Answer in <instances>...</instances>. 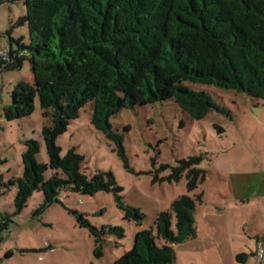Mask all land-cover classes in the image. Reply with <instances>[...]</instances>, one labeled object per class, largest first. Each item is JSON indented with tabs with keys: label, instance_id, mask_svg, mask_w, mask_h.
<instances>
[{
	"label": "trees",
	"instance_id": "1",
	"mask_svg": "<svg viewBox=\"0 0 264 264\" xmlns=\"http://www.w3.org/2000/svg\"><path fill=\"white\" fill-rule=\"evenodd\" d=\"M23 1L26 12L14 25H27L29 42L13 38L9 30L10 60L1 62L0 69L19 68L28 61L34 82L15 84L4 116L16 120L31 115L38 98L43 115H51V124L41 131L47 163L37 160V140L25 142L23 175L11 180L18 187V211L35 191L44 196L36 213L63 203L61 195L67 190L83 194L111 191L124 218L143 220L139 208L124 202V188L111 171L89 176L81 170L84 156L75 148L61 155L57 138L85 105L92 104L91 123L115 144L128 167L124 137L111 122L124 108L170 100L195 119L219 109L207 90L193 84L264 100V0ZM198 160H180L166 179L177 182L186 174L187 188L193 190L205 178L204 170L196 166ZM48 169L53 174L46 179ZM197 201H202L200 195L175 198L157 214L156 233L153 228L137 231L132 247L110 264H173V244L197 236ZM74 214L96 244L108 232L124 236L120 226L99 228L84 213ZM94 253L100 257L102 247L97 246ZM248 257L237 255L240 261Z\"/></svg>",
	"mask_w": 264,
	"mask_h": 264
},
{
	"label": "rangeland",
	"instance_id": "2",
	"mask_svg": "<svg viewBox=\"0 0 264 264\" xmlns=\"http://www.w3.org/2000/svg\"><path fill=\"white\" fill-rule=\"evenodd\" d=\"M25 12L23 0H0L1 49L9 30L13 38L29 42L27 25H14ZM19 80L34 82L28 61L19 68L0 69V264H110L132 247L137 231L153 228L156 233L157 214L182 194L201 196L202 201L196 203L197 228H217L218 242L228 231L241 230L244 222L247 231L264 222V100L203 84L192 86L207 90L219 109L201 119L191 117L170 100L124 108L111 117L114 128L124 137L128 167L115 144L91 123L92 104L85 105L57 138L62 156L70 148L84 156L81 170L87 175L111 171L124 188V202L139 208L145 215L143 220L124 218L111 191L83 194L67 190L61 195L63 203H53L41 213L36 212L44 196L35 191L18 211V187L11 180L23 175L25 142L37 140V160L47 163L41 131L45 124H51V115H43L38 98L31 115L5 118L4 107L11 103ZM190 157L199 159L196 166L205 173L193 190L187 188L186 174L177 182L166 179L173 166ZM52 174L48 169L44 175L49 179ZM74 211L84 213L99 228L120 226L124 236L108 232L96 244ZM184 242L173 247L176 258L188 263ZM97 246L103 249L100 257L94 253ZM196 254L201 255L199 251Z\"/></svg>",
	"mask_w": 264,
	"mask_h": 264
},
{
	"label": "crops",
	"instance_id": "3",
	"mask_svg": "<svg viewBox=\"0 0 264 264\" xmlns=\"http://www.w3.org/2000/svg\"><path fill=\"white\" fill-rule=\"evenodd\" d=\"M246 224L247 222H244L241 230L234 229L225 233L223 237L227 240L220 242L217 228H211L209 225L204 228L198 227L194 241L191 239L183 244V248L189 250V262L181 263L177 257L173 264H264V258L259 261L255 257L258 247L264 248V222L251 227L248 231L245 228ZM197 251L201 255L196 254ZM241 253L249 257L240 261L237 255Z\"/></svg>",
	"mask_w": 264,
	"mask_h": 264
},
{
	"label": "built area",
	"instance_id": "4",
	"mask_svg": "<svg viewBox=\"0 0 264 264\" xmlns=\"http://www.w3.org/2000/svg\"><path fill=\"white\" fill-rule=\"evenodd\" d=\"M9 49H10L9 43L8 41H6L3 49L0 51V63L10 60ZM255 257L259 261H261L264 258V248L262 246H259L258 249L256 250Z\"/></svg>",
	"mask_w": 264,
	"mask_h": 264
}]
</instances>
